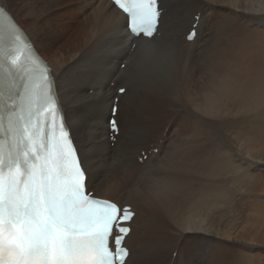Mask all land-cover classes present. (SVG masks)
Returning a JSON list of instances; mask_svg holds the SVG:
<instances>
[{
  "label": "bare ground",
  "instance_id": "6f19581e",
  "mask_svg": "<svg viewBox=\"0 0 264 264\" xmlns=\"http://www.w3.org/2000/svg\"><path fill=\"white\" fill-rule=\"evenodd\" d=\"M161 8L158 33L138 39L111 0H15L12 12L52 66L88 188L136 212L126 264H264V0ZM11 79L0 69L2 89ZM234 102L237 115L213 112ZM222 126L237 130L229 145Z\"/></svg>",
  "mask_w": 264,
  "mask_h": 264
},
{
  "label": "snow or ice",
  "instance_id": "6c2138e0",
  "mask_svg": "<svg viewBox=\"0 0 264 264\" xmlns=\"http://www.w3.org/2000/svg\"><path fill=\"white\" fill-rule=\"evenodd\" d=\"M154 2L149 0L150 8ZM115 3L137 39L153 35L158 12ZM14 4L0 0V36L18 40L27 33L14 19ZM193 35L194 30L189 39ZM67 136L62 132L56 142L57 160L52 163L41 156L44 146L35 142L31 151L25 144L22 157L0 159V264H126L125 236L131 229L121 225L134 213L119 202L95 198Z\"/></svg>",
  "mask_w": 264,
  "mask_h": 264
},
{
  "label": "rangeland",
  "instance_id": "374dc122",
  "mask_svg": "<svg viewBox=\"0 0 264 264\" xmlns=\"http://www.w3.org/2000/svg\"><path fill=\"white\" fill-rule=\"evenodd\" d=\"M200 15H198V17H199ZM88 18V13L87 14H84V15H78V16H74V17H72L71 18V24L73 25V26H76L77 25V23H82V21H84V20H86ZM23 20V22H25L26 21V19H22ZM75 20H76V22H75ZM26 23V22H25ZM178 38H176V40H177ZM124 64H126V63H124ZM122 69H124V67H122V65L120 66ZM114 80V79H113ZM112 85H115L114 84V81H112V83H111ZM115 87V86H114ZM113 87V88H114ZM93 89V88H92ZM92 92L91 93H94V90H91ZM115 98V97H114ZM197 104H200V105H203L200 101H196L195 103H193V104H190V105H197ZM118 105H119V107H120V103L118 102ZM234 107H235V110H233V111H228L226 108H223V109H221L220 111H219V113L217 112V110L219 109V107H214V109H213V112L215 113V114H217V115H220V116H225V115H227L228 113L229 114H231V115H237L238 113H239V107H238V105L234 102ZM165 112V111H164ZM184 113V110H180L179 111V113L171 120V122L169 123V129L172 127V125L174 124V122L176 121V118H178L180 115H182ZM167 114H169L168 112H166L165 113V115H167ZM209 115H211V116H214V114L213 113H211V112H209ZM223 128H224V130H225V133H227L228 134V141H227V144L229 145V142H230V139H231V142H232V140L236 137V135H237V130L236 129H232L230 132H228L227 131V129H226V127L225 126H222ZM166 128H167V126H166ZM166 128H165V131H166ZM169 130H167L166 131V133L168 132ZM187 131H188V129H187ZM163 135H164V133H163ZM153 141V140H152ZM156 141V140H155ZM151 143H153V144H151V147L153 148V146H154V142H151ZM145 147H149V144L148 145H145ZM144 147V148H145ZM154 149V148H153ZM133 150V149H132ZM158 152V151H157ZM137 172V171H136ZM263 173H264V171H263ZM105 178V177H104ZM129 184H131V180L129 181ZM93 190V189H92ZM244 206V205H243ZM238 207V208H237ZM241 210L242 208H240V205H237L236 206V208H233V209H231V211L226 215V217H230V216H233L232 215V211H236V212H239V210ZM174 257H176L177 256V252H174Z\"/></svg>",
  "mask_w": 264,
  "mask_h": 264
},
{
  "label": "water",
  "instance_id": "95a60500",
  "mask_svg": "<svg viewBox=\"0 0 264 264\" xmlns=\"http://www.w3.org/2000/svg\"><path fill=\"white\" fill-rule=\"evenodd\" d=\"M126 25L128 26V19L126 18Z\"/></svg>",
  "mask_w": 264,
  "mask_h": 264
}]
</instances>
